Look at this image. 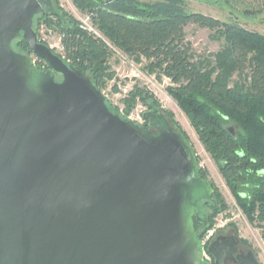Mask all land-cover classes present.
Masks as SVG:
<instances>
[{
  "label": "water",
  "instance_id": "1",
  "mask_svg": "<svg viewBox=\"0 0 264 264\" xmlns=\"http://www.w3.org/2000/svg\"><path fill=\"white\" fill-rule=\"evenodd\" d=\"M45 14L62 10L0 0V264H212L195 220L215 190L185 132L157 109L143 118L158 134L113 112L40 41ZM242 245L233 234L207 251L213 264H260Z\"/></svg>",
  "mask_w": 264,
  "mask_h": 264
},
{
  "label": "trees",
  "instance_id": "2",
  "mask_svg": "<svg viewBox=\"0 0 264 264\" xmlns=\"http://www.w3.org/2000/svg\"><path fill=\"white\" fill-rule=\"evenodd\" d=\"M71 1L117 50L134 63L144 64L145 72L159 81L169 80L170 96L190 120L238 205L251 221L264 223V36L238 21L224 22L192 12L188 0ZM35 24L37 32L45 24L59 33L63 48L60 56L71 62L69 65L83 69L102 92L114 79L107 66L113 51L83 31L70 14L41 15ZM190 26L211 31L212 39L224 42L223 49L213 58L197 54L188 41ZM14 48L31 54L25 42H16ZM99 62L103 66L95 71ZM114 91L119 93L118 87ZM138 101L150 111L161 112L146 89L135 88L125 100L124 118ZM108 106L119 112L109 101ZM165 115L172 120L170 112ZM173 126L180 128L175 122ZM201 174L207 177L202 170ZM214 190L216 205L206 202L203 206L207 215L211 212L208 223L195 220L199 240L220 212L219 202L221 211L227 209Z\"/></svg>",
  "mask_w": 264,
  "mask_h": 264
},
{
  "label": "rangeland",
  "instance_id": "3",
  "mask_svg": "<svg viewBox=\"0 0 264 264\" xmlns=\"http://www.w3.org/2000/svg\"><path fill=\"white\" fill-rule=\"evenodd\" d=\"M55 2L57 8L70 14L79 22V25L80 21L87 16L79 12L71 0H55ZM188 4L192 12L202 13L224 22L238 21L248 30L264 36V0H188ZM187 37L197 54L212 58L224 46V42L212 39L211 31L197 26L187 28ZM50 42L55 46L53 50L59 54L60 48L57 45L60 42V35L58 32L51 37ZM124 62L125 58L121 54H114L107 62V66L111 68L110 72L115 74L114 79L103 90L109 103L125 113V100L129 93L135 88L146 89L158 102L161 112L164 114L170 112L173 115L172 120L170 118L171 124L177 123L186 133L197 155L201 170L207 174V178L214 185L216 192L220 193L227 206L226 210L221 211L223 206L219 202L220 212L215 216L211 228L219 226L221 227L219 232L237 234L244 247L252 250L260 264H264V223L257 220L251 221L238 205L220 169L201 143L190 120L170 96L169 88L172 85L169 80L159 81L155 76L147 74L144 64L134 63L132 66ZM43 65L46 66L44 63ZM115 87H118L119 93H115ZM147 111H150L148 107L138 101L129 117L135 119L138 125L144 126L146 121L143 124L142 116ZM214 210L212 216L215 214Z\"/></svg>",
  "mask_w": 264,
  "mask_h": 264
},
{
  "label": "built area",
  "instance_id": "4",
  "mask_svg": "<svg viewBox=\"0 0 264 264\" xmlns=\"http://www.w3.org/2000/svg\"><path fill=\"white\" fill-rule=\"evenodd\" d=\"M80 28L87 32L89 35L93 36L95 39L101 40L104 43H106L108 45V47L113 51L114 54H121L124 58H125V62L129 65H134V62L132 60H130L128 57H126L123 53H121L119 50H117L104 36L103 34L100 32V30L93 25V23L91 22L90 17L86 16L82 21H80ZM56 32L49 28L48 26H46L45 24H42L39 31H38V36L40 38V41L44 44H46L47 46H49L52 50L54 49L55 46H53L51 44V37H53V35ZM60 48V52L59 55H62V46H61V37H60V42L57 45ZM33 58V61L35 62V64L37 66H39L40 68H42L43 64H42V60H40L38 57L31 55ZM63 58V57H62ZM64 59V58H63ZM44 64H46L45 62H43ZM68 64H71V62H67ZM47 66V64H46ZM45 66V67H46ZM104 94V93H103ZM105 95V94H104ZM106 96V95H105ZM107 98V97H106ZM119 112L123 115L124 112L123 110H119ZM144 114V113H143ZM143 118V116H142ZM128 119L134 121L137 124V121L135 119H133L132 117H128ZM143 124L145 123V120L143 118ZM221 230V227H214V228H210L208 229L204 234L203 237L201 239V242L205 248V252H204V261L207 263H212L213 264V257L208 253L207 248L210 246L211 242L214 240V238L216 237V235L218 234V232Z\"/></svg>",
  "mask_w": 264,
  "mask_h": 264
},
{
  "label": "flooded vegetation",
  "instance_id": "5",
  "mask_svg": "<svg viewBox=\"0 0 264 264\" xmlns=\"http://www.w3.org/2000/svg\"><path fill=\"white\" fill-rule=\"evenodd\" d=\"M25 53H27V52H25ZM42 64H43V62H42ZM41 69L48 71L47 66L45 67L44 65L42 66ZM144 126L147 127L148 130H149L150 132H152V133H154V134H158V129H156V128H154V127H150V126H149V122H147ZM213 199H214V198H213ZM210 202H212L213 205H216V204H214V201H210ZM217 210H218V209H217ZM207 213H209V212H208V211H204V210L201 211V213H200V215H199V222H200V223L205 222V225L208 223L209 215L211 214V212H210V214H208V215H207ZM200 220H201V221H200ZM232 236H233V235H231V234H224V233H222V232H219V233L216 235V237L214 238V240L211 242V244H212L213 242H215L219 237H232ZM211 244H210V245H211ZM239 249L242 250L244 253H247V252L249 251L248 249H246V248L244 247V245L239 246ZM214 262H215V259L213 258V263H214ZM227 264H236V263L233 262V261H228Z\"/></svg>",
  "mask_w": 264,
  "mask_h": 264
}]
</instances>
